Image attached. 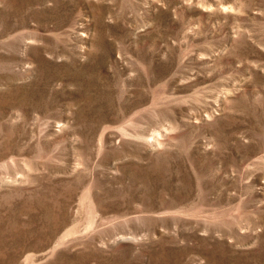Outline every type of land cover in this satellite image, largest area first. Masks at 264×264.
Masks as SVG:
<instances>
[{
    "label": "rangeland",
    "instance_id": "1",
    "mask_svg": "<svg viewBox=\"0 0 264 264\" xmlns=\"http://www.w3.org/2000/svg\"><path fill=\"white\" fill-rule=\"evenodd\" d=\"M0 264H264V0H0Z\"/></svg>",
    "mask_w": 264,
    "mask_h": 264
}]
</instances>
